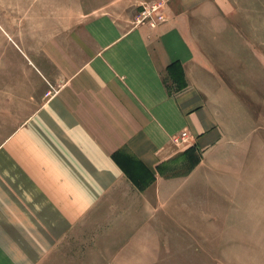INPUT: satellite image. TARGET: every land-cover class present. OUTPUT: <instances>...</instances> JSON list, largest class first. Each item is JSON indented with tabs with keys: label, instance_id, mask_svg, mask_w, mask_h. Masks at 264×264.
I'll return each instance as SVG.
<instances>
[{
	"label": "crops",
	"instance_id": "crops-1",
	"mask_svg": "<svg viewBox=\"0 0 264 264\" xmlns=\"http://www.w3.org/2000/svg\"><path fill=\"white\" fill-rule=\"evenodd\" d=\"M189 2L185 27L184 12L150 28L111 12L109 3L80 17L74 5L59 17L72 24L47 36L52 66L36 64L33 73L59 91L29 115L15 114L0 142V264H44L80 239L86 219L116 198L119 185L136 187L124 163L154 176L191 160L172 158L196 144L188 153L198 148L203 158L186 183L208 184L202 167L224 129L207 88L208 1L193 10L196 0ZM186 128L191 142L178 148L172 137ZM197 199L186 195L188 216L208 218Z\"/></svg>",
	"mask_w": 264,
	"mask_h": 264
},
{
	"label": "rangeland",
	"instance_id": "rangeland-1",
	"mask_svg": "<svg viewBox=\"0 0 264 264\" xmlns=\"http://www.w3.org/2000/svg\"><path fill=\"white\" fill-rule=\"evenodd\" d=\"M205 1L196 0L190 10ZM207 1V88L219 103L216 114L224 129L202 167L208 184L189 189L203 158L198 148L188 153L196 144L172 158L191 160L154 176L142 165L124 163L134 190L119 185L116 198L102 201L86 219L80 239L61 245L44 264H264V0ZM106 3L116 15L133 14L136 25L150 28L173 21L191 5L189 0H0V142L3 132L14 129L15 114L29 115L59 91L51 79L33 74L36 64L52 66L44 53L47 36L72 24L59 17L74 5L80 17ZM188 133L186 128L173 135V144L189 145ZM188 189L197 195V211L208 209V218L188 216Z\"/></svg>",
	"mask_w": 264,
	"mask_h": 264
},
{
	"label": "built area",
	"instance_id": "built-area-1",
	"mask_svg": "<svg viewBox=\"0 0 264 264\" xmlns=\"http://www.w3.org/2000/svg\"><path fill=\"white\" fill-rule=\"evenodd\" d=\"M52 93V91H50L48 94H51ZM54 93V92H53ZM55 94V93H54ZM51 95H53V94H51ZM184 135H187V133L186 132H184Z\"/></svg>",
	"mask_w": 264,
	"mask_h": 264
}]
</instances>
